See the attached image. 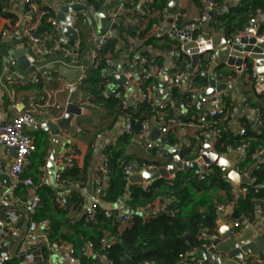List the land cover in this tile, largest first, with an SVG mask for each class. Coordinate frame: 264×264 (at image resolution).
<instances>
[{
    "label": "trees",
    "instance_id": "trees-1",
    "mask_svg": "<svg viewBox=\"0 0 264 264\" xmlns=\"http://www.w3.org/2000/svg\"><path fill=\"white\" fill-rule=\"evenodd\" d=\"M16 0H0V17L7 20V23L2 27L8 29L9 33L14 34V22L18 16L13 12ZM24 9L29 8L30 3H39L38 0H22ZM27 3H26V2ZM86 5L92 7L93 12H101L108 7L107 0H85ZM198 5L204 0H191ZM215 7H219L228 0H208ZM126 1L125 9H123L111 26L113 30L112 38L98 51L96 59L93 63H86V79L79 84L81 89L86 94L93 96L90 103L97 105L107 110L114 119H118L128 112L130 119V128L124 130L122 135L116 140L120 146L109 145L105 147L102 154L107 157L108 175L106 178V186L101 191V205L96 206L93 211V218L89 219L82 212L76 219L75 216L69 219L68 215L71 212L78 211L82 204L81 198L75 193L66 194L67 205L65 208L60 207L55 202L56 191L52 188H45L37 193L41 197V204L32 215V221L39 222L48 210L49 205L55 208V216L44 217L49 220L48 238L51 241L75 242L82 246L86 241L92 242L95 253L106 258L108 264H121L125 255L126 249L135 248V253L132 256L133 264H179V255L184 252H196L200 248L202 242H208L207 236L215 233L216 223L218 220L217 203L230 205L231 213L229 218L236 220L238 218L248 221H255L258 211L264 215V161L257 163L253 171V182L249 185H244L247 190L246 196H236L233 193L232 184L222 175L218 167H211L210 175L203 179L198 177V173L194 170L184 173L178 172L172 179H156L151 181L148 186L128 185L127 179L123 173L125 164L132 163V159L126 155L124 145L134 136L137 135L143 123H152L154 117V108L149 104H141L138 110H133L131 107L123 110L119 101L115 98L102 97V91L105 88L108 78H101L99 74L105 70H112L113 65L106 64L105 59L109 56L114 61L125 53L127 41L130 37H135L143 40L152 27L160 26L165 20L168 0H153L151 4L142 8L145 12L137 10L134 5ZM45 15L41 17L35 34L43 36L44 32L51 35L52 38L60 39V33H56L50 24L47 23L46 17L52 15L50 9L45 8ZM261 16L263 21L258 25V32L264 33V0H241L240 4L231 8L224 14L217 15L211 19V24L214 30L222 31L226 37H231L239 31L244 30L249 26V20ZM140 18L139 25H132L133 18ZM177 29H182L184 26L175 21ZM86 32L84 37L81 36L77 48L75 44L65 46L61 41L58 43V50L52 47V55L62 57L63 50L71 48L77 57L82 58L88 51L89 46L85 42ZM17 40L27 45L26 39L21 36ZM165 43L159 46L162 52H168L174 48L176 55L174 61L179 68V71L186 73L187 66L190 64V57L181 52V42L168 41L167 37L163 39ZM151 40L143 42L147 46H151ZM141 44V46L143 45ZM2 39L0 38V45ZM150 57L148 52H143ZM210 58L204 59L203 56L198 61V69L207 67ZM199 77L194 80L196 84H206V79L199 81ZM148 83L144 85L147 86ZM143 87V88H144ZM181 97L177 94L176 89L172 91V100L176 104ZM223 113L213 117L215 126L223 129L222 134L216 138L213 145L214 150L219 155L224 154L227 148L235 149L243 142L247 143L245 151L241 155V160L238 162V168L246 169L249 162H253V155L258 151L259 140L264 132V114L261 113V126H244V136H239L238 131L233 132L230 129V121L232 110L235 107L232 101L223 100ZM173 104V105H174ZM165 113L172 116L171 104L164 103ZM177 105V104H176ZM175 105V106H176ZM179 119V118H178ZM181 121H189L186 118H180ZM203 131H208L204 128ZM259 132V133H258ZM201 134H195L189 141V146L184 147L180 144V138L175 127L170 128L161 136V142L167 146H180L179 157L184 161L194 160L198 156L200 147ZM199 141V142H198ZM35 145L37 142L35 141ZM39 149V142L37 145ZM195 149V154L192 150ZM92 157V146L89 145L84 164L81 168L75 163L68 167L61 174V185L67 182H78L84 184L88 177V167ZM155 160V166L160 167L166 162ZM165 161V160H164ZM44 162V159L42 163ZM144 163L139 161L137 164ZM148 163V162H145ZM44 165V164H43ZM242 165V167H241ZM240 166V167H239ZM26 169V168H25ZM23 177H30L28 171H24ZM37 181V180H36ZM92 183V188H93ZM22 189L23 185L18 186ZM127 189V203L135 211L140 207L143 209L151 206L156 200H166V211H159L156 214L143 216L139 213L132 215L130 221L125 222L116 210L111 211L112 216H105V207L116 204L121 200L125 190ZM224 192V198H219L215 195L216 192ZM236 198V200H234ZM164 200V202H165ZM204 235L199 239V235ZM185 235H189L194 239L192 243L186 240ZM107 239L112 241L108 248L102 247V240ZM122 241L123 243H120ZM35 246V245H34ZM44 253H47V247L43 241L39 242ZM80 264H94L92 258H80ZM12 264H17L16 260H10ZM98 264V263H97Z\"/></svg>",
    "mask_w": 264,
    "mask_h": 264
},
{
    "label": "crops",
    "instance_id": "crops-1",
    "mask_svg": "<svg viewBox=\"0 0 264 264\" xmlns=\"http://www.w3.org/2000/svg\"><path fill=\"white\" fill-rule=\"evenodd\" d=\"M125 1H129V0H125ZM109 2L111 3V4L109 3L110 5H113L117 1L109 0ZM45 3L49 4L50 7L56 11L57 14L56 16L58 20V13L60 12L61 7L66 6V4H63L59 0H46ZM23 5L24 2L22 0L15 1L13 12L18 17H21L22 14L24 13ZM178 6H179L178 14L175 17L174 23L175 21L179 20L181 24L185 25L187 22L191 21L194 18L199 17L202 14H205L207 16L208 18L207 21L202 22L199 26V29L197 30V38H200L203 35H205L206 27L209 28L210 35L223 33L222 31H217L213 29L211 24V19L215 16L213 17L209 16L208 13L211 10V8L205 2L202 1V3L198 5L197 3L191 0H184V1H180L178 3ZM78 11H79L78 13L83 12L80 10ZM256 19L257 21H260L259 16L256 17ZM166 21L167 18L162 22L160 26L152 27V29L149 31L147 36L142 40V43L145 42L147 39L152 41L151 46H147L143 43L142 50L143 52H148V54L151 57H153L156 60V63L162 68V74L154 81L152 98L156 104H161V103L171 104L172 116L176 118L179 122H181L180 126H175L177 130V134L180 138L181 146L185 145L186 143H189L190 139L195 134L199 133L201 134L200 136L201 139L200 142L199 141L198 142L200 144L201 149H203V147L208 144L211 150L215 151L213 145L216 141V136L208 131H203V129L199 128L196 124L200 119V117L202 116L203 112L206 111V109L209 107L217 108L219 105L223 104L224 102L223 100L232 101L235 107L233 108L234 111L230 121V129L233 132H236L247 124L249 126L254 127L256 126L254 118L257 110H260L261 113L264 114V90H262L261 87H259L260 88L259 90L256 89L255 86H256L257 77L251 76V73L254 71V65L249 63H243V65L237 68L230 67L224 64L217 67L216 70L214 71V76L216 79L215 84L230 83L235 88L236 94L225 90L219 91V88L215 85L211 87L209 84V74L213 59H210L209 65L207 67L198 69V67L196 66L195 68V71L203 70L206 72V75L204 77H199L200 83L202 80L206 79V84L204 85L196 84L194 87H191L189 77L187 76L188 73L186 71L185 75L181 78L178 85L176 86L170 85L169 77H171L173 74L174 57H171L168 54V52H162L159 48V46H161L162 43H165L163 39L164 37H166L168 30L163 32H159V30H161L162 27L166 25ZM6 23L7 20L0 17V28ZM90 26H91L89 29L90 33L85 38L86 42H88L87 44L89 48L91 47V45H93L92 42L93 40L90 39V34L92 32L91 28H93V31L96 33L100 31L97 29L96 22L92 18H91ZM251 29L252 28L249 25L244 30L239 31L236 34L232 35L231 38L232 37L234 38L236 35L248 33L251 31ZM18 36L20 37L19 33H14L2 39L3 44L0 45V74H1L2 64L8 62L7 56L5 55V51L7 50V48L15 49L16 47L19 46H25L26 48H28L29 53H31L30 46L28 44L25 45L19 42L17 40ZM60 38L62 43L66 46L75 44L74 41H70L68 40V38L64 37V35L61 33V27H60ZM228 38L229 37H226V39ZM205 45H210V43L203 44L199 46V48H204ZM181 48H182L181 51L182 53L188 54L183 50V46ZM212 53L214 55V51H212L211 53H206L202 56L204 59H208L210 57L209 54ZM80 62L82 63V65L86 67V63L90 62L88 60V55L85 54L81 58ZM78 65L79 64H76L75 66L71 67L69 65H66V63L64 62H59L57 64H54L51 70V73L53 74L54 78H52L49 84L40 81L37 84H31L25 87L17 86L14 91L18 103L16 108L17 110H23L34 104L38 99V96L42 93V89L44 90L45 88L50 90L49 93L54 102L62 106H66L69 99L73 97V104L75 106L82 108L81 113L73 115V119L71 120V124L75 128L74 133L70 134L66 130H58L57 136L55 137L56 141L55 140L53 141L51 139V135L49 134V132H39L38 130H33V129L27 130L29 134L34 136L37 145L39 142V146H40L38 149L36 145V149L29 157L30 159L29 164L25 169L26 171H28V174L31 176V178L34 180L36 184V189H35L36 192L40 191V189L42 190L43 187L51 188L47 183L45 165L52 151H57L58 153L57 157L73 155L75 158V162H74L75 165L81 168L84 164V158L86 156L89 145L92 146V157L88 167L87 181L84 184L82 183L79 184L78 182H67L65 185H62L61 188H52L53 190L56 191V195L75 193L76 196L81 198L82 204L80 206V209L78 211L71 212L68 215L69 219L73 218V216H75L77 219L81 215V213L84 212V210L91 203H93L95 199V196L92 191L93 169L99 162L100 156L102 155V152L105 149V147L109 145H116V140L122 135L125 126V120L123 117L114 119V116L111 115L107 110L97 105H93L89 103L87 100V94L83 92L81 89L76 88V91H74L73 94L74 96H73L72 88L63 89L61 87L59 78H63L66 81H70V82L77 81L76 71L77 70L80 71ZM65 69L68 71V73L65 71L63 72V70ZM114 70L115 73L129 75V79H127L128 86L127 87L123 85L120 86L125 91L128 100H131V98L134 97L136 92L134 88V82L138 78L140 67L137 65H125V66L120 65V66H114ZM21 75L23 77H30L25 75L23 72H21ZM109 86H110L109 88L115 86L111 78H109ZM173 89H176L177 94H179V96L181 97L179 99V102L176 103L177 105L174 104L173 100L171 99ZM10 92H11V88L4 83V80H0V111L3 112L5 115H8L7 113L10 111V106H9ZM202 97H204L207 100V103H202L200 101ZM63 115L60 118H62ZM180 118H186L189 121L183 122L181 121ZM46 121L45 118L42 116L38 118L37 124H41ZM153 127H158L159 129L161 127V124L153 123L152 121V123L150 124L149 131L146 134L145 140L147 143L150 142L156 146L160 145L163 149H166L168 153L167 158H159L155 156L154 151L148 149L145 146V141L143 140V138L141 140V138L137 136L132 137L128 141V143L124 145V150L126 155H128L132 159V163L134 164H137L139 161L153 162L155 160H162L161 162H166V163L165 165L158 167L161 168V167H165L167 164L170 163L171 152L169 151V149L172 146H167L161 142V136L163 134H161L160 132L158 134L157 139H153V140L150 139L149 133H150V129ZM78 128L80 129V131L76 132ZM258 145H259L258 151H264V132L262 133V138L259 140ZM117 146H120V144L117 143L116 147ZM173 147L178 149V155H179L180 146L179 148L178 146H173ZM258 151L256 152V155H253L254 156L253 162H249L247 165L248 167L244 170L243 169L240 170L238 168V162L239 160H241L240 158L243 152L232 151L238 154L234 166L237 167V170L240 172V174H246V171L253 164H257L260 161H264V156H259ZM195 152L196 150L193 149L192 154H195ZM198 157L199 156H196L194 160H196ZM13 158H14V150L12 148L0 146V166H1L0 188L2 187L3 175H7V177L11 181V178L9 176V168L13 162ZM43 159L44 162L42 163ZM89 169H91L90 172ZM200 171H201L200 168L194 169V173H198ZM169 179H171V177ZM251 179L253 181V174ZM150 182H146L144 184H133V185L145 186L146 184L148 185V183ZM244 185L245 184L241 185V190L242 188H244ZM232 188L235 197L238 196V194L236 193V189L233 186ZM215 195H217V197L221 199L224 198V192L222 191L216 192ZM236 198H234V200H236ZM29 199H30V195L28 190L26 188L22 189L21 187H19L16 189L15 193L11 197L9 208L7 209L4 208L3 210L0 211V217L6 222H10L11 220L9 219H11L12 216L18 215V218L9 225L8 230L6 231L4 242L0 245V251H2L3 254L2 256L9 257V261L6 264H12V261L10 260L13 261L16 260L15 262H17L18 264L22 260L21 256L23 250L29 251L34 255L33 260L28 264H69L67 250L47 248V253H44L41 247L38 246L39 242L42 241V237H43L42 227H38L36 229L35 241H31L26 237V230L28 228V224L30 221L33 220L32 219L33 216L30 217V215L27 214V212L25 211V207L29 202ZM127 200L128 198L126 195L124 200H120L116 204L112 205L115 206L114 209L118 212L119 215L138 212L141 215L149 216L159 212L160 207L163 204L168 203L166 202L165 199H163L162 201L156 200L150 207H146L144 209L140 207L138 210L135 211L134 209H132V207L128 206ZM221 205L226 207L227 212L231 211L232 204L230 205L221 204ZM49 207L50 208L48 210H45V214H43L42 218H39V222L44 220L49 222L50 219L44 217L55 216L54 215L55 208L53 207V205H49ZM258 215H259V211L256 214V219L254 224H245L244 227L254 229V227L257 225ZM218 221H220L222 226L226 228L230 226L229 220L226 219L225 217H222L221 215L218 216L217 222ZM218 230H219V226L216 223V230L214 234L218 235ZM22 232H23V236L16 250V255L13 256L10 253L12 246L14 245L17 238ZM69 244H72L76 249L79 248V245L75 244L74 241L71 243L69 242ZM94 256L95 253L92 254V259L94 264L97 263L103 264L100 262H96Z\"/></svg>",
    "mask_w": 264,
    "mask_h": 264
},
{
    "label": "built area",
    "instance_id": "built-area-1",
    "mask_svg": "<svg viewBox=\"0 0 264 264\" xmlns=\"http://www.w3.org/2000/svg\"><path fill=\"white\" fill-rule=\"evenodd\" d=\"M39 3H30L29 8L24 10V13L21 17H18L17 20L14 22L13 27L15 28V33H19L20 36L24 39H26L27 44L31 48L30 55L35 60V68L33 71L32 76L30 77H23L21 75V71L17 68L16 61L14 59L9 60L6 63L2 64L1 74H0V80H4V83L11 88L10 92V111L7 113L8 115H5L3 112L0 111V146L12 148L14 150V158L13 162L10 165L9 168V176L11 178L10 185L7 188L6 192L1 197V205L4 208H9V204L11 201V197L15 193L18 186L23 185L29 192L30 199L25 207V211L27 214L30 215V217L36 212L38 207L41 204V197L36 192V184L34 180L30 177H23V173L25 171V168L29 164V157L31 154L35 151L36 145H35V138L31 134L27 132L28 129L34 124L38 123V118L44 117L45 121H52L56 122L57 119H59L64 113H65V106H62L56 102H54L50 95L49 89H42V93L38 96V99L34 104H32L30 107L25 108L23 110H17V100L16 95L14 93L15 88L17 86L25 87L27 85L31 84H37L40 81L45 82L46 84H49L52 80L53 74L51 73L52 67L54 64H57L59 62H64L66 65L69 66H75L78 65V68H80L81 74L77 81L70 82L66 81L63 78H59V81L61 83V87L63 89H69L73 86H76V88H79V84L86 79V73L85 69L86 67L82 65L81 58L77 57L76 53L72 51L71 48H66L63 50V56H51L53 46L55 50H58V43L61 41L60 39L52 38L50 34L47 32H44L43 36H38L35 34V31L38 27V24L40 22V19L42 16L45 15L44 9H50L52 11V15L46 17V21L48 24L51 25L52 29L56 33H60V24L57 20V14L56 11L53 10L49 4H46V0H38ZM63 4L66 5H77V4H84L85 9L80 10L83 12L78 13V10H75L73 12L67 13V15L71 18V24L70 26L74 29V31L77 34V40L75 42V48L78 46V42L80 41L81 36L84 37V33L86 32V36L90 33V23H91V14L92 13H98L93 12L92 7L86 5L85 0H59ZM108 1V7L104 11H106L107 14V22L106 26L102 31L94 32L93 28H91L92 32L90 34V39L93 40V45L88 49L86 55H88V60L90 63H93V61L96 59L98 51L112 38L113 30H111V26L114 22L117 21V18L119 17L121 11L125 9L126 1L125 0H116L117 2L113 5H110L111 3ZM134 7L142 11V8L148 6L153 2V0H129ZM178 3L180 1L184 0H177ZM26 2V1H25ZM83 2V3H82ZM206 4L209 5L211 9H215L216 7L212 4V2L208 0H204ZM27 3V2H26ZM110 3V4H109ZM166 16L167 9H165ZM176 17V16H175ZM167 17H165L166 19ZM260 21L259 24L263 21L262 17L259 16ZM207 16L205 14L200 15L197 18L192 19L191 21L187 22L182 29H177L175 26V23L173 22L167 31V39L169 41H176L178 40L181 42L180 48L187 42L190 41H196L197 40V30L199 29V26L202 22L207 21ZM141 19L140 18H133L131 21L132 25H139ZM256 18H251L249 20V25L252 27L253 24L257 23ZM258 24V25H259ZM88 32V33H87ZM8 29L3 28L1 26L0 28V38H6L8 35H10ZM85 36V38H86ZM233 40V37H229L227 39V42H231ZM62 42V41H61ZM86 42V39H85ZM256 42L258 43H264V33L258 32L257 27V35H256ZM88 42H86L87 44ZM142 40H139L135 37H130L127 41V44L124 46L126 47L125 53L121 54L119 58L114 61L109 56L105 59L106 64H110L114 66H120V65H137L140 67V71L138 74V78L134 82V88H135V95L131 98V100H128L125 91L120 85L112 86V88H109V78L112 73H115L114 68L112 70L105 71L103 70L99 76L101 78H108V82L105 85L104 90L102 91V97L104 98H115L119 101L121 108L123 110H127L128 108H132L133 110H138L139 106L141 104H149L153 106L154 108V117H153V123H159L161 124V127L159 128V132L161 134H165L170 128L175 126H180L181 122H179L176 118L173 116H168L165 111V105L163 103L156 104L152 98V91L154 89V81L162 74V68L156 63V60L153 57H148L145 54H143L142 50ZM66 46V45H65ZM182 51V48L180 49ZM197 53H202V55L206 53H211V47L210 45H205L204 48H197ZM51 54V55H50ZM168 54L171 57H174L176 55V51L174 48H171L168 51ZM185 54V53H184ZM191 52H189L188 55L190 57ZM209 58L213 59L214 55L209 54ZM54 57V58H53ZM75 63V64H74ZM190 65V64H189ZM187 66V68L189 67ZM185 75L184 72L179 71L178 66L176 65L175 61L173 63V74L171 77H169V83L172 86H176L179 84L181 78ZM206 75V72L203 70L194 71L192 74H188L190 85L191 87H194V80L197 77H204ZM251 76L255 77L256 73L253 71L251 73ZM147 84V86L144 87V85ZM144 87V88H143ZM93 96L87 94V100L90 103ZM202 103H207V100L202 97L200 99ZM223 104L219 105L217 108L209 107L206 109V111L203 112L202 116L196 123L197 126L201 129L207 128L208 132L215 135L216 138H218L222 132L223 129H221L218 126H215L214 121L212 120L214 116L220 115L223 113ZM232 114L231 117L233 115ZM122 117L125 120V126L124 130L128 131L130 128L129 119L130 116L128 112H125ZM255 124L256 126H261L262 119H261V113L260 110H257L255 113ZM150 122L149 123H143L141 125V129L137 136L139 138H143L145 141V146L148 149H151L154 151L155 156L159 158H167L168 153L166 149H163L160 145L156 146L153 145L150 142H146L145 137L147 132L150 128ZM75 131V128H74ZM80 129L78 128L76 132H79ZM245 128L242 127L239 129L238 134L239 136H244L245 134ZM133 136V137H134ZM189 143H186L184 147H188ZM247 147V143L243 142L239 147L235 149L227 148V151L222 154L226 155L229 152L232 151H238V152H244ZM202 153V149H199L198 156ZM259 156H264V151H258ZM199 158V157H198ZM75 162V158L73 155H68L64 157H57L56 159V168H57V174H56V180L60 184L61 182V174L68 168L71 167ZM158 169L157 166H155L153 163H141V164H134V163H128L125 164L123 167V173L124 176L127 179L133 175V173H141V172H150L153 170ZM1 171V166H0ZM212 171L211 167L206 166V169L204 171L198 172V177L200 179H203L205 176L210 175ZM108 175V162L107 157L102 154L100 156L99 162L95 166L92 172V183H93V194L95 196V199L93 203H91L85 210L84 213L87 215L89 219L93 218V211L96 208V206L101 205L100 197H101V191L106 186V178ZM172 179V178H171ZM150 183H148L149 185ZM147 184L145 185L148 186ZM242 192L247 194L246 188H242ZM55 202L62 208H65L67 205V196L66 194L63 195H56ZM150 207V206H148ZM115 206H106L105 207V216L110 217L112 216L111 211L115 210ZM218 216L225 217L230 222L231 227V234L232 236H238L240 233H242L245 229V224H254L255 221H248L246 219L238 218L236 220H232L229 218V215L231 213L227 212L226 207L222 206L221 204L216 206ZM159 211H166V204H163ZM138 213L133 212L129 214H122L120 215L125 222H128L131 220L132 215ZM140 214V213H139ZM141 215V214H140ZM146 216V215H143ZM147 217V216H146ZM18 218V215H14L11 217L10 222L4 221L0 217V245L4 242V238L6 235V231L8 230V227L11 223H13ZM258 229L257 232L260 234H264V215H262L259 211V221H257ZM38 227H42L43 229V237L42 241L45 243L47 248L51 249H60V250H67L68 253V259L69 264H80L81 257L85 258H92V254L95 253L94 246L92 242L86 241L82 244L81 247L76 249L72 244H69V242L65 241H51L48 238V228H49V222L48 221H41L39 223H36L34 221H30L28 224V228L26 230V237L30 239L31 241L36 240L35 231ZM204 235H199V239H202ZM112 241H109L107 239L102 240V247L108 248L111 245ZM201 250H203L207 254H213L215 253V248L212 244L208 242H202L200 245ZM196 252H184L179 255L178 263L179 264H214L212 261L209 260H203L200 258H197L195 255ZM95 256H98L100 258H105L102 255H98L95 253ZM94 256V257H95ZM22 260L18 264H28L31 262L34 258V255L29 251H22ZM106 259V258H105ZM9 261L8 256H2L0 257V264H6ZM108 264V262H107ZM241 264H264V251L259 252L255 255H245L242 259Z\"/></svg>",
    "mask_w": 264,
    "mask_h": 264
},
{
    "label": "water",
    "instance_id": "water-1",
    "mask_svg": "<svg viewBox=\"0 0 264 264\" xmlns=\"http://www.w3.org/2000/svg\"><path fill=\"white\" fill-rule=\"evenodd\" d=\"M241 0H228L224 4L215 9L209 11V16H217L224 14L229 11L231 8L236 7L240 4ZM85 6L82 4L77 5H66L61 7L60 12L58 13V22L61 27V33L64 37L68 38L70 41L77 40V34L74 29L70 26L71 18L67 16V13L73 12L75 10H84ZM178 1L169 0L167 5V21L166 25L162 27L159 32L168 30L169 26L174 22L175 16L178 14ZM91 18L96 22L97 29L102 31L106 26L107 14L106 11H101L98 13H92ZM259 21L252 25L250 32L245 34L236 35L233 40L229 43L227 42L226 36L223 33L210 35V30L208 27L205 29V35L200 38H197L196 41H190L183 45V50L190 54V66L187 68V73L192 74L195 71V68L198 64V61L202 57V53H197V48L203 44L210 43L211 50L214 51V58L210 67L209 74V84L212 87L213 85L217 86L220 90H225L228 92H233L236 94L235 88L230 83H218L215 84L216 79L214 76V71L217 67L221 65H227L230 67H239L243 63H249L254 65V71L256 73V89L264 90V43L256 42L257 27ZM208 26V25H207ZM7 56V61L14 59L16 61L17 68L27 76H32L35 68V60L29 53L28 48L25 46H19L15 49L7 48L5 51ZM62 69V68H61ZM68 71L65 69L63 72ZM76 80L80 76V71H76ZM113 84L128 86L127 79L129 75H123L118 73H112L110 75ZM72 95L76 91V86L72 87ZM209 94V93H208ZM74 96V95H73ZM82 108L75 106L73 104V97L69 99L67 105L65 106V113L62 118L56 122L46 121L41 124H34L30 129L38 130L39 132H49L51 139L54 141L57 136L58 130H66L70 134L74 133V126L71 124L73 115L80 114ZM113 133V132H112ZM159 134L158 127H153L150 129L149 138L157 139ZM114 135V134H113ZM56 141V140H55ZM55 143V142H54ZM171 152V161L165 167L158 168L150 172H141L131 175L128 178V185L133 184H144L146 182L154 181L156 179H169L174 177L178 172L182 171L188 173L191 170L200 168L201 171L208 167H218L225 178L232 184L236 189L238 196H246V193H243L241 190V185H249L253 181L251 179L253 171L256 168L257 164H253L247 171L246 174H240L235 167L236 158L238 154L235 152H229L226 155H219L215 151L211 150L209 145H205L202 149V153L199 158L191 161H183L178 155V149L171 147L169 149ZM58 153L57 151H52L46 161L45 173L47 183L51 188H61L62 185L59 184L56 180L57 168H56V159ZM91 169H89L90 172ZM10 185V179L7 175L2 176V187L0 188V201L2 195L5 193L6 188ZM127 195V189L125 190L121 200ZM0 202V211L3 210ZM259 221V215L257 218ZM217 225L219 226L218 235L212 234L208 235L207 239L210 244L215 248V253L207 254L201 249L196 250V257L212 261L214 264H241L242 259L245 255H255L259 252L264 251V234L257 232L258 225L252 228H245L242 233L238 236H232L230 230L231 227L222 226L221 222L218 221ZM23 236V232L19 235L16 242L12 246L11 254L16 255V250ZM186 240L192 243L194 241L189 235H185ZM120 243H123L120 241ZM135 248L126 249L125 255L121 261V264H133L132 256L135 253ZM2 251H0V257H2ZM94 259L96 262L107 264L105 258H100L95 256Z\"/></svg>",
    "mask_w": 264,
    "mask_h": 264
},
{
    "label": "rangeland",
    "instance_id": "rangeland-1",
    "mask_svg": "<svg viewBox=\"0 0 264 264\" xmlns=\"http://www.w3.org/2000/svg\"><path fill=\"white\" fill-rule=\"evenodd\" d=\"M219 203H217V205H218Z\"/></svg>",
    "mask_w": 264,
    "mask_h": 264
}]
</instances>
